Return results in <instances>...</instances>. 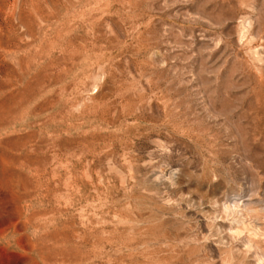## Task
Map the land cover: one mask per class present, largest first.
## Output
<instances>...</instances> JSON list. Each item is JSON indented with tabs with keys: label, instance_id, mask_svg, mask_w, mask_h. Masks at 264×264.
Wrapping results in <instances>:
<instances>
[{
	"label": "rangeland",
	"instance_id": "1",
	"mask_svg": "<svg viewBox=\"0 0 264 264\" xmlns=\"http://www.w3.org/2000/svg\"><path fill=\"white\" fill-rule=\"evenodd\" d=\"M0 264H264V0H0Z\"/></svg>",
	"mask_w": 264,
	"mask_h": 264
}]
</instances>
